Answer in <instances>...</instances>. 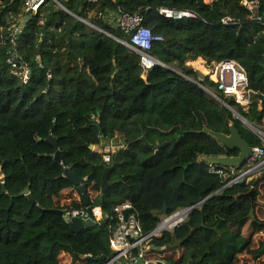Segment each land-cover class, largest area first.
Segmentation results:
<instances>
[{
    "label": "trees",
    "instance_id": "1",
    "mask_svg": "<svg viewBox=\"0 0 264 264\" xmlns=\"http://www.w3.org/2000/svg\"><path fill=\"white\" fill-rule=\"evenodd\" d=\"M58 1L87 17L86 0ZM242 1L103 0L89 19L113 39L48 0L17 39L21 66L31 71L24 84L8 63L14 47L7 22L9 14H23L25 0H0V264H68L65 254L71 264H104L101 258L112 256L110 223L87 227L80 235L71 232L67 213L88 208L81 196L73 197L68 168L87 179L92 206L111 214L117 205L130 202L145 231L179 209L197 206L180 227L152 240L157 249L181 251L180 256L165 257V264H242L243 256L246 261L264 257V243L254 242L264 221L251 218L247 195L254 188L260 196L263 181L249 178L223 190L224 179L200 162L202 157L238 155L204 135L205 127L229 134L234 122L249 146L261 144L205 90L215 92L248 122L264 126V25L247 21L251 11ZM249 1L260 2L264 23V0ZM118 7L142 14L144 25L164 38L154 42L151 55L178 73L158 65L143 77L140 55L125 44L130 43L128 34L97 17ZM162 9L188 10L200 17L174 20L161 14ZM226 17L241 24L223 25ZM199 59L209 67L225 60L241 64L250 88L259 93L250 107L237 105L188 66ZM51 136L58 149L48 142ZM118 138L122 148L106 164L98 147ZM170 142L174 144L156 149ZM58 150L60 161L45 157H55ZM107 169L110 188L102 195ZM28 187L36 203L18 197ZM248 223L253 234L246 237Z\"/></svg>",
    "mask_w": 264,
    "mask_h": 264
},
{
    "label": "built area",
    "instance_id": "2",
    "mask_svg": "<svg viewBox=\"0 0 264 264\" xmlns=\"http://www.w3.org/2000/svg\"><path fill=\"white\" fill-rule=\"evenodd\" d=\"M48 0H25L23 5V14L18 18H14L13 15H8L7 30L10 32V42L14 48L11 52L12 57L8 60V63L12 66L11 73L14 77L20 79L22 83L27 84L31 79V71L29 68H22L20 63V57L17 51V39L24 29V26L29 19L37 16L43 5ZM54 1L62 10L77 18L80 22L85 24L91 29L98 30L105 34L109 38L117 39L112 34L105 32L98 28L92 22L90 17L92 16V9L94 6H98L103 0H86L87 6L85 8V14L87 17L75 15L68 10L58 0ZM69 2L70 0H65ZM208 3H212V0H207ZM242 4L251 11V15L247 19L250 22H258L264 25L260 15V2L243 0ZM160 13L168 18L174 20H183L185 18H199L200 16L188 10H172L162 9ZM98 19L114 22L116 27L121 28L125 34L130 37V43H125L126 46L133 52L140 55L141 65L143 68V77L146 76L149 70L155 66H163L158 60L151 55V50L154 42H163L162 36L154 35L151 29L144 25V18L140 13H130L125 9L118 7L115 11H100L97 15ZM223 25H238L241 24L236 20L226 17L222 20ZM3 29V28H1ZM121 42V41H120ZM196 62H202L206 68V74L201 73L203 76L208 77L210 81L217 85V91L221 92L225 97L231 98L235 103L245 109L249 108L252 104L253 97L259 93L250 88L249 79L245 68L234 60H225L222 62L214 63L209 67L205 61L198 60ZM193 64L195 62L188 63V66L198 71ZM199 72V71H198ZM51 78V76L49 77ZM210 96H215L220 104L226 106L228 109H234L224 100H222L215 92L206 89ZM237 111V110H236ZM249 123V129L252 130L260 139L261 144L252 148V152L249 155L246 164L241 168L229 169L223 166L208 164L209 172L212 175H217L224 179L228 187H232L236 184L243 182L249 178H260L264 173V126H259ZM110 142V141H109ZM99 149V153L102 155L103 161L106 164L111 163L112 155L115 153V147L107 146ZM224 186V187H225ZM74 189L73 197L80 198V195L76 193ZM72 197L69 199V202ZM64 206V205H63ZM191 208L179 209L174 213L165 216L160 224L153 230L145 231L143 225L135 213L132 203L127 202L121 205H117L113 212L104 213L101 207L92 206L91 210H80L67 213L68 222L73 217H79L83 222H88V227L100 226L104 222L110 223V248L113 252L110 258H107L104 264H135L139 259L144 260V264H165L164 249L155 248L151 242L155 238H160L166 232H172L176 228L180 227L190 215ZM171 247V246H170ZM173 250V247H171ZM138 250V255L134 254V251ZM163 253V254H162ZM163 255V256H162Z\"/></svg>",
    "mask_w": 264,
    "mask_h": 264
},
{
    "label": "water",
    "instance_id": "3",
    "mask_svg": "<svg viewBox=\"0 0 264 264\" xmlns=\"http://www.w3.org/2000/svg\"><path fill=\"white\" fill-rule=\"evenodd\" d=\"M165 67L169 71L178 73L175 69H173L171 67H167V66H165ZM213 98L215 100H217V98L215 96H213ZM261 109H262V107H261ZM229 110L234 114L236 119H238L242 122V124H244L245 126H249L248 121L242 115H240L238 113V111H236L234 109H229ZM202 133L206 136H209V137L217 140L221 144V146L226 148L228 151L233 152V153L238 152V155H236V156L202 157L200 159L201 163H204L207 165L208 164H215V165L223 166V167H226L229 169L241 168L246 164L247 159L252 152V147L249 146L248 143L243 139V136L241 135L240 130L238 129L237 125L234 122L230 123V125H229V134L214 132V131L208 129L207 127L204 128ZM143 140L145 141V139H143ZM48 142L51 145H53L56 149H58V142L53 136H51L48 139ZM145 144L147 146H151V145H149L148 142H146ZM168 144H174V143H171V142L165 143V144H162L160 146H157L156 149L160 150L161 148H163L164 146H166ZM45 157L55 158L57 161H60L59 150L57 151V154L55 157L53 155L52 156H46L45 155ZM110 170L111 169H107L103 174V181H102V185H101V194L102 195L106 194L110 188V183H109V172H110ZM1 175H2V172L0 171V176ZM65 176L73 184V186L75 187V189L79 193V195L85 200V204H86L88 210L90 211L92 208V198H91V195H90L89 190H88L87 179L81 178L79 175H77L70 168H68L65 171ZM257 181H263L264 182V173L261 175L260 178L257 179ZM227 188H229V187L225 186L223 188V190H225ZM30 192H31V189H30V187H28L20 195H18V197L20 198V197L27 196V198L31 202L36 203V201L34 200V198L32 197ZM247 195L250 196L252 199V207H251L250 216H251V218H254L255 217V215H254L255 207H256L255 189L253 188L251 190V192L248 193ZM204 201H202L201 203H203ZM199 205H201V204H199ZM196 207L197 206L192 207L190 213ZM53 212L60 215V216H62L64 214V211L59 210V209H55V210H53ZM165 213H167V210H165ZM89 225H90V223L83 222L79 217H73L68 222V226H69L71 232L74 234H77V235L82 234ZM106 259L107 258H105V257L101 258V260L104 262L106 261ZM135 264H144V260L139 259ZM190 264H193V262H190Z\"/></svg>",
    "mask_w": 264,
    "mask_h": 264
},
{
    "label": "rangeland",
    "instance_id": "4",
    "mask_svg": "<svg viewBox=\"0 0 264 264\" xmlns=\"http://www.w3.org/2000/svg\"><path fill=\"white\" fill-rule=\"evenodd\" d=\"M195 64L197 67H195ZM195 64H193V66L201 73L203 74H206V68L205 66L203 65L202 62H195ZM201 68V69H200ZM107 146H112V147H115V152H117L118 150H120L122 148V141L120 138L118 139H115L114 141H105L102 143V148H105ZM101 146L98 147V150L101 149L100 148ZM264 182L260 183L259 184V190L261 191V195L256 197L255 196V200H256V207H255V217L259 218V219H262L264 221V199H263V192H264ZM77 195H78V192H76ZM94 196V195H93ZM70 199V198H69ZM69 199L67 198V201L69 202ZM93 199V198H92ZM65 202L64 201L61 206L65 205ZM243 233L246 237L250 236L251 234H253V227L250 225V223L247 224V226L244 228L243 230ZM254 242L256 244V246H258L260 243H264V231L259 233V234H256L255 237H254ZM164 251V256H170V255H179L178 252H175L174 250H172V248L169 246V247H166V248H163ZM162 253V254H163ZM67 261L69 260L68 258H66ZM248 260V256H243L241 258V263L242 264H264V257L259 259L258 261H246ZM67 263V262H66Z\"/></svg>",
    "mask_w": 264,
    "mask_h": 264
},
{
    "label": "crops",
    "instance_id": "5",
    "mask_svg": "<svg viewBox=\"0 0 264 264\" xmlns=\"http://www.w3.org/2000/svg\"><path fill=\"white\" fill-rule=\"evenodd\" d=\"M199 60H201V59H199ZM78 196V195H77ZM79 197V196H78ZM78 197H76L77 199H79ZM173 250L175 251V252H178L179 253V255L178 256H180V254H181V251L180 250H177V248L176 247H173ZM66 255V256H65ZM64 256L66 257V258H68L69 260L67 261L68 262V264H71V262H72V258L69 256V255H67V254H65ZM163 256V255H162Z\"/></svg>",
    "mask_w": 264,
    "mask_h": 264
},
{
    "label": "bare ground",
    "instance_id": "6",
    "mask_svg": "<svg viewBox=\"0 0 264 264\" xmlns=\"http://www.w3.org/2000/svg\"><path fill=\"white\" fill-rule=\"evenodd\" d=\"M195 67H197L196 64H195ZM200 69H201V68H200Z\"/></svg>",
    "mask_w": 264,
    "mask_h": 264
},
{
    "label": "clouds",
    "instance_id": "7",
    "mask_svg": "<svg viewBox=\"0 0 264 264\" xmlns=\"http://www.w3.org/2000/svg\"><path fill=\"white\" fill-rule=\"evenodd\" d=\"M79 194V193H78Z\"/></svg>",
    "mask_w": 264,
    "mask_h": 264
}]
</instances>
